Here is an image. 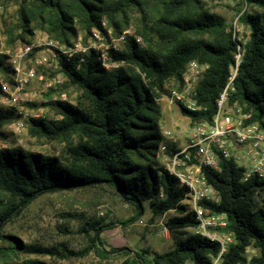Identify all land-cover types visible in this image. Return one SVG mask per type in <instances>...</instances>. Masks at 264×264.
Wrapping results in <instances>:
<instances>
[{"label": "trees", "instance_id": "1", "mask_svg": "<svg viewBox=\"0 0 264 264\" xmlns=\"http://www.w3.org/2000/svg\"><path fill=\"white\" fill-rule=\"evenodd\" d=\"M235 17L248 30L244 39L203 0H19L16 28L20 33L14 40L24 41L34 29L66 46L73 45L79 32L84 41L96 32L108 43L109 31L118 38L134 27V35H124L121 48L111 46L106 51L116 67L106 68L103 53L95 48L68 58L58 56L78 95L73 102L53 103L57 119L31 118L29 130L38 137L66 142L64 157L18 146L0 149V238L9 239L8 245H0V264H45L19 261L26 245L14 235H3L2 229L47 193L107 185L132 208L119 224L133 223L146 204L152 219L175 212L165 221L170 231L195 223L180 203L185 188L158 162L164 117L159 99L182 87L189 61L205 63L208 68L195 86L201 110H180L190 123L209 121L239 53L227 105L240 107L254 120L264 117V12L239 4ZM6 58L0 55V73L8 72ZM14 118V109L0 107V128ZM204 174L220 194V203L213 209L225 215L226 231L233 236L219 264H264V178L242 181V169L232 159L222 160L219 170L205 169ZM112 227V222H87L80 228L87 234L85 246L67 255L83 257L93 252L107 260L112 253L123 252L129 256L121 264H211L219 253L217 242L195 234L156 254L147 249H107L101 233Z\"/></svg>", "mask_w": 264, "mask_h": 264}, {"label": "rangeland", "instance_id": "2", "mask_svg": "<svg viewBox=\"0 0 264 264\" xmlns=\"http://www.w3.org/2000/svg\"><path fill=\"white\" fill-rule=\"evenodd\" d=\"M203 1L208 8L224 17L228 24H232L241 39L247 36L248 30L236 22V7L242 4V8L247 10L264 12V3L258 0ZM18 3L19 0H0V55L7 56L6 64L8 65V72L0 73V84L6 83L8 87H11L12 68L9 65V57L15 53L17 48L27 44L35 46L22 63V69L25 72L32 70L33 74L23 93L18 96L14 107H11L15 110V118L0 128V149L18 146L24 151H36L43 155H56L62 158L65 156L67 143L48 140L32 134L29 130V120L33 117L59 118L53 103L73 102L78 95V90L69 84L62 72L59 57L54 56L47 46H37L38 38L53 40L43 31L34 29L32 35H27L24 41L14 40L15 36L20 33L19 28H16ZM108 33L109 43L106 38L96 32L97 36H89L85 41L84 34L79 32L78 38L71 46L56 42L67 50L66 54L86 53L89 48H95L108 58L106 51L111 46L121 48L123 41L121 37L133 36L134 27H128L118 38L113 37L110 31ZM75 43H78L79 48H84L85 51L72 49ZM3 96L0 89V100H5ZM160 102L164 114L167 113V103L165 100ZM0 105L3 109L8 106L7 103ZM172 108L173 123L169 121L165 125L172 127L186 125L189 118L181 112L179 107L173 106ZM74 140L73 137L70 142ZM158 162L164 164L163 158H158ZM131 213L132 208L122 202L110 186L98 185L63 190L36 198L4 226L2 234L14 235L26 245L27 248L21 250L19 254V261L39 260L45 264H121L129 256L123 252H115L110 255L109 259L100 260L93 252L83 257L67 255L71 250L77 251L85 246L87 234L80 228L87 222H98L99 224L112 222L114 224V227L101 233V239L107 249L110 247H125V251L147 249L150 254H156L173 248L178 239L191 235L189 230L170 231L165 226L167 218L175 212L170 211L164 216L152 219V211L147 204L143 215L133 223H118ZM8 240L0 238V245H8ZM249 253L251 254L252 250H249Z\"/></svg>", "mask_w": 264, "mask_h": 264}, {"label": "built area", "instance_id": "3", "mask_svg": "<svg viewBox=\"0 0 264 264\" xmlns=\"http://www.w3.org/2000/svg\"><path fill=\"white\" fill-rule=\"evenodd\" d=\"M93 35L97 36L95 33ZM136 40L142 42L139 37H136ZM40 45L47 46L54 56H64L67 53V50L54 40L38 38L37 46ZM34 46H21L9 57L12 85L8 87L6 83L0 84L5 99L0 100V104L7 103V108L14 107L18 96L23 93L32 77L33 71H23L22 63ZM72 49L85 51L84 48H79L78 43H75ZM71 55V52L66 54L67 58ZM101 60L106 68L118 65L109 61L104 54L101 55ZM239 62L238 53L235 55L234 65L230 67L227 83L216 100V110L209 121L198 120L190 123L188 120L184 126L173 127L160 123L161 140L157 158H163L162 165L176 178L179 187L185 188L180 203L186 206V212L192 214L195 223L184 229L189 230L192 235L218 243L219 253L211 264L220 263L222 254L233 241V236L226 231L228 222L225 215L213 209L214 205L220 203L221 198L219 192L208 182L204 170H219L222 160L232 159L235 165L242 169V181L254 177L264 178V117L254 120L250 113L243 112L240 107L227 105L228 92ZM207 68L205 63L189 61L182 74V87L170 89L159 100H165L169 109L177 106L191 112L201 110L195 99V86Z\"/></svg>", "mask_w": 264, "mask_h": 264}, {"label": "crops", "instance_id": "4", "mask_svg": "<svg viewBox=\"0 0 264 264\" xmlns=\"http://www.w3.org/2000/svg\"><path fill=\"white\" fill-rule=\"evenodd\" d=\"M172 112H173V108H170L169 109V107L167 106V113H165L167 115H165L164 112H163V114H164V117H163V120H162V123L163 124H168L169 121L171 123H173V118L171 116L172 115Z\"/></svg>", "mask_w": 264, "mask_h": 264}]
</instances>
